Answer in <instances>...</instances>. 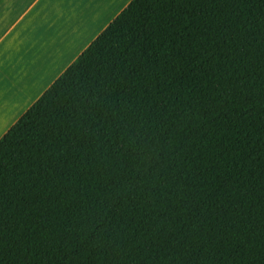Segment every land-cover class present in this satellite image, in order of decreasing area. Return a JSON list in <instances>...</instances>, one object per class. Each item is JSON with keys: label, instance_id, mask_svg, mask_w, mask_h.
Wrapping results in <instances>:
<instances>
[{"label": "trees", "instance_id": "trees-1", "mask_svg": "<svg viewBox=\"0 0 264 264\" xmlns=\"http://www.w3.org/2000/svg\"><path fill=\"white\" fill-rule=\"evenodd\" d=\"M0 264H264V0H131L0 138Z\"/></svg>", "mask_w": 264, "mask_h": 264}, {"label": "crops", "instance_id": "crops-1", "mask_svg": "<svg viewBox=\"0 0 264 264\" xmlns=\"http://www.w3.org/2000/svg\"><path fill=\"white\" fill-rule=\"evenodd\" d=\"M131 0H0V138Z\"/></svg>", "mask_w": 264, "mask_h": 264}]
</instances>
